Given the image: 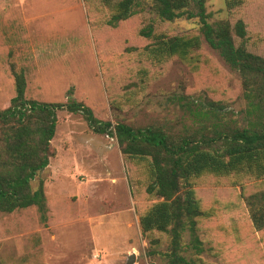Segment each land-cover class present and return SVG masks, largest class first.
<instances>
[{
    "label": "rangeland",
    "instance_id": "rangeland-1",
    "mask_svg": "<svg viewBox=\"0 0 264 264\" xmlns=\"http://www.w3.org/2000/svg\"><path fill=\"white\" fill-rule=\"evenodd\" d=\"M205 6L208 23L241 19L247 49L264 57V0H241L232 10L225 0H207ZM100 9L88 14L83 0H0V111L15 95L18 72L25 77L26 99L65 103L71 89L72 98L103 123L176 122L182 113L166 99L181 86L186 94L225 101L234 110L243 106L237 74L202 39L208 64L198 74L176 61L152 65L135 56L148 44L138 34L147 24L155 33L182 36L198 33L197 19L164 22L144 6L112 28L101 23L108 12ZM142 66L149 75L143 83ZM131 81L140 83V92L132 106L123 101L114 111L111 96H122ZM51 147L55 156L31 183L33 190L43 183L47 222H40L34 207L0 213V264H125L131 254L133 264H164L161 256H146L138 223L155 200L132 186L134 171L115 139L93 133L81 115L58 111ZM237 181L206 177L198 183V198L215 207V216L201 224V258L207 263L264 264V231L251 228L243 201L264 186Z\"/></svg>",
    "mask_w": 264,
    "mask_h": 264
},
{
    "label": "trees",
    "instance_id": "trees-1",
    "mask_svg": "<svg viewBox=\"0 0 264 264\" xmlns=\"http://www.w3.org/2000/svg\"><path fill=\"white\" fill-rule=\"evenodd\" d=\"M83 1L88 14H101L100 8H104L108 16L101 23L112 28L130 20L144 6L164 22L197 19L198 33L182 36L155 33L153 24H147L138 34L148 44L136 49L135 56L152 65L176 61L198 74L208 64L200 52L202 39L237 74L244 104L234 110L225 101L186 94L181 86V92L166 99L182 113L176 122L165 120L145 126L103 123L72 98L71 89L65 103L26 99L24 74L14 73L15 95L0 111V213L34 207L40 222L46 224L43 183L39 180L35 190L31 183L55 156L51 141L57 112L67 111L81 115L93 133L115 139L125 163L134 171L132 186L155 200L138 220L148 245L146 256H161L164 264H210L201 258L205 251L201 224L215 216V207L206 206L198 198V183L206 177H233L236 183L253 180L264 186V57L247 49V32L241 19L232 24L227 20L208 23L207 0ZM240 4L241 0H225L229 10ZM143 67L138 70L141 83L149 78L148 69ZM140 87V83L131 81L122 96H111V109L120 111L123 101L132 106L130 102ZM128 177L131 181L129 172ZM243 201L251 228L263 232L264 190Z\"/></svg>",
    "mask_w": 264,
    "mask_h": 264
},
{
    "label": "water",
    "instance_id": "water-1",
    "mask_svg": "<svg viewBox=\"0 0 264 264\" xmlns=\"http://www.w3.org/2000/svg\"><path fill=\"white\" fill-rule=\"evenodd\" d=\"M134 254H131L128 258L125 264H133L134 263Z\"/></svg>",
    "mask_w": 264,
    "mask_h": 264
}]
</instances>
